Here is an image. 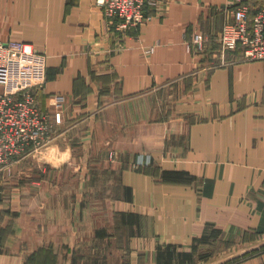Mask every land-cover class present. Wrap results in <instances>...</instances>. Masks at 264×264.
<instances>
[{
	"label": "crops",
	"instance_id": "obj_1",
	"mask_svg": "<svg viewBox=\"0 0 264 264\" xmlns=\"http://www.w3.org/2000/svg\"><path fill=\"white\" fill-rule=\"evenodd\" d=\"M260 2L146 0L124 33L96 0H0L52 124L1 181L0 264H264V61L210 68L229 9Z\"/></svg>",
	"mask_w": 264,
	"mask_h": 264
},
{
	"label": "built area",
	"instance_id": "obj_2",
	"mask_svg": "<svg viewBox=\"0 0 264 264\" xmlns=\"http://www.w3.org/2000/svg\"><path fill=\"white\" fill-rule=\"evenodd\" d=\"M108 25L118 32L137 29L149 21L146 0H96ZM217 42L216 64L223 67L235 60H264V0L252 9L238 4L229 9ZM206 37L197 33L187 48L194 54H204ZM153 47L143 49L153 53ZM235 54L232 59L228 55ZM218 62V63H217ZM46 80V57L33 45L21 40H0V196L2 179L10 167L32 152H38L51 140L49 114L37 101V91Z\"/></svg>",
	"mask_w": 264,
	"mask_h": 264
},
{
	"label": "rangeland",
	"instance_id": "obj_3",
	"mask_svg": "<svg viewBox=\"0 0 264 264\" xmlns=\"http://www.w3.org/2000/svg\"><path fill=\"white\" fill-rule=\"evenodd\" d=\"M260 4V3H259ZM222 28V27H221ZM220 31H221V29H220ZM219 31V32H220ZM231 55V54H230ZM232 59V58H231ZM261 61H264V60H261ZM253 62V61H252ZM215 64H216V62H214ZM218 63V62H217ZM46 77H47V72H46ZM21 161V160H20ZM17 162H19V161H17ZM17 162H15V163H17ZM222 248V246L221 245H219V249H221ZM102 256V260L104 261H101V262H95V256H94V254H92V253H90V254H88L87 255V260L84 262V263H82V264H114V263H116L115 262V256H113V255H109L107 258H106V254L104 253V255H101ZM120 256V263L119 264H128L127 262V256L125 255H123V254H121V255H119ZM114 260L113 262H111V260ZM219 258H217V260H218ZM175 261H177L176 259H174ZM236 260H238L237 258H232V259H230V260H226L225 262H221L220 264H233ZM99 261V260H98ZM80 264V263H79Z\"/></svg>",
	"mask_w": 264,
	"mask_h": 264
}]
</instances>
